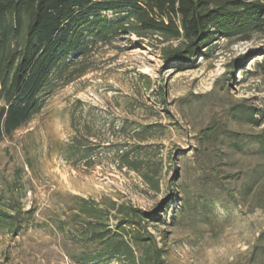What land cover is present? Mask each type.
Listing matches in <instances>:
<instances>
[{
  "label": "rangeland",
  "instance_id": "1",
  "mask_svg": "<svg viewBox=\"0 0 264 264\" xmlns=\"http://www.w3.org/2000/svg\"><path fill=\"white\" fill-rule=\"evenodd\" d=\"M177 43L125 33L94 44L81 63L87 72L67 85L56 80L41 111L0 142V186L34 209L17 235L0 234V264L71 260L68 252L82 248L56 223L71 214L72 194L156 212L147 229L162 264L250 263L264 243V37L217 39L193 64L166 60ZM73 109L98 119L111 144L137 143L135 131L150 129L143 143L158 150V189L112 161L109 142L95 167L67 162L61 143L73 136Z\"/></svg>",
  "mask_w": 264,
  "mask_h": 264
},
{
  "label": "trees",
  "instance_id": "2",
  "mask_svg": "<svg viewBox=\"0 0 264 264\" xmlns=\"http://www.w3.org/2000/svg\"><path fill=\"white\" fill-rule=\"evenodd\" d=\"M125 33L178 41L164 50L166 60L193 64L217 39L239 35L251 40L255 33L264 37V0H0V142L41 111L56 80L67 85L87 72L81 63L94 44L110 43ZM259 66L264 71V59ZM77 114L73 109V136L61 143L62 156L75 167H95L101 162L96 152L110 136L97 132L102 127L98 119ZM111 127L113 136L127 137L124 127ZM151 132L141 128L132 135L138 136L137 143L104 146L115 147L112 161L158 189L159 161L153 159L158 150L143 143ZM259 139L264 144L262 136ZM71 198V214L56 225L82 248L68 252L72 261L162 264L163 248L147 229L156 212L112 199L97 201L78 194ZM33 211H24L0 186V234L17 235ZM259 239L264 241V231ZM249 264H264V243L253 247Z\"/></svg>",
  "mask_w": 264,
  "mask_h": 264
},
{
  "label": "built area",
  "instance_id": "3",
  "mask_svg": "<svg viewBox=\"0 0 264 264\" xmlns=\"http://www.w3.org/2000/svg\"><path fill=\"white\" fill-rule=\"evenodd\" d=\"M65 264H81V263H79V262H74V261H72V260H70V259H66V261H65Z\"/></svg>",
  "mask_w": 264,
  "mask_h": 264
}]
</instances>
